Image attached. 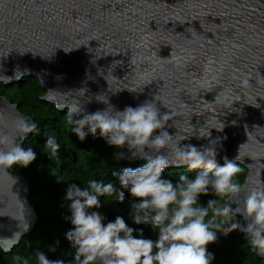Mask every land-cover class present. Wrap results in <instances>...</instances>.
Here are the masks:
<instances>
[{
  "label": "water",
  "instance_id": "obj_1",
  "mask_svg": "<svg viewBox=\"0 0 264 264\" xmlns=\"http://www.w3.org/2000/svg\"><path fill=\"white\" fill-rule=\"evenodd\" d=\"M3 76L6 86L37 77L42 100L61 112L78 105L76 116L103 110L106 98L115 110L154 98L169 116L170 148L187 137L179 144L215 141L217 164L239 154L241 201L261 168L264 183V0H0ZM23 121L32 119L0 96V133L20 135ZM120 156L142 160L126 145ZM29 196L24 175L0 168V238L17 237L0 246L13 249L36 225Z\"/></svg>",
  "mask_w": 264,
  "mask_h": 264
},
{
  "label": "clouds",
  "instance_id": "obj_2",
  "mask_svg": "<svg viewBox=\"0 0 264 264\" xmlns=\"http://www.w3.org/2000/svg\"><path fill=\"white\" fill-rule=\"evenodd\" d=\"M7 80L5 77L0 82ZM101 102L106 105L103 110L84 113L81 118H74V114L80 113L78 105L68 109L65 114L67 128L81 141L87 134L95 136L99 130V136L107 145L118 149L126 145L133 157L145 161L135 169L125 167L112 175L134 198L132 222L150 225L157 232V238H143V229L127 226L120 216L105 224V217L91 210L101 206L99 197L123 202L124 193L117 191L112 183L89 179L83 190L69 184L64 199L71 202V215L67 220L73 227L65 238L75 249L76 264H211L214 257L206 246L215 242L218 234L226 236L233 230L243 231L251 251L264 257L262 168L258 170L256 184L241 201L240 194L247 179L242 183L237 178L241 172L237 163L239 154L233 159L223 157L222 165H218L215 141L199 148L192 144L180 145L185 137L170 148L173 135L163 130L169 116L160 111L154 98L123 110H115L107 98ZM16 131L20 134L17 136L23 138L38 132V125L23 121L16 125ZM17 136L0 133V168L4 170L14 165L26 168L37 159L31 148L25 150L14 145ZM58 148L55 137L48 136L45 149L52 157L57 156ZM145 148L153 153L163 149L164 154L149 155ZM262 158L264 156L259 154L256 156L257 160ZM169 165L185 166L189 172L199 171L191 178L181 173L173 183L162 177ZM209 194L213 198L202 205L199 197ZM232 203L237 206L233 208ZM237 215L247 221L246 226L241 227L235 221ZM5 239L16 241L17 237L13 233L10 238H0ZM13 246H0V250L10 252ZM11 259L13 264H63L47 259L39 250H35L34 256L17 253Z\"/></svg>",
  "mask_w": 264,
  "mask_h": 264
},
{
  "label": "trees",
  "instance_id": "obj_3",
  "mask_svg": "<svg viewBox=\"0 0 264 264\" xmlns=\"http://www.w3.org/2000/svg\"><path fill=\"white\" fill-rule=\"evenodd\" d=\"M45 92L37 77L31 76L5 86L0 83V96L6 97L18 105V111L38 125V132H33L23 143V149L31 148L37 159L28 167L14 165L15 175H24L29 184V202L35 208L38 221L33 230L24 235L19 243L9 253L0 250V264H13L14 254L34 256L35 250L42 251L51 261H62L63 264H76L75 249L65 238L72 229L67 217L70 201L64 199L69 184L77 185L81 190L87 187L89 179L103 183H112L117 191L124 193L123 202H117L112 197H99L101 206L91 210L105 217L103 223L112 222L117 216L124 219L127 226L133 229H143V238L155 240L157 232L148 224H134L131 208L134 198L123 189L113 172L119 173L123 168H137L145 161H125L120 156V148L106 144L105 140L96 135L87 134L83 141L68 130L65 123V112L59 111L54 105L42 100ZM74 118L81 116L74 115ZM71 127V126H70ZM87 132V128H85ZM48 136L55 137L59 145L57 156L52 157L45 149ZM219 162L218 165H222ZM241 172L238 179L243 183L247 170L238 164ZM199 170L188 171L186 167L165 168L163 178H169L175 183L181 173L190 178ZM212 195H201L199 200L205 204ZM238 222V218L235 217ZM135 236V231L133 232ZM213 254L211 264H264V259L253 253L240 230H233L228 235L218 234L215 242L206 246ZM50 249H54L50 250ZM34 264V262H33Z\"/></svg>",
  "mask_w": 264,
  "mask_h": 264
}]
</instances>
